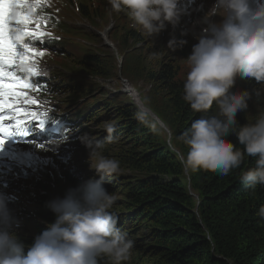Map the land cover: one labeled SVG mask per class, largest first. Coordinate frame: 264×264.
<instances>
[{
    "label": "trees",
    "instance_id": "1",
    "mask_svg": "<svg viewBox=\"0 0 264 264\" xmlns=\"http://www.w3.org/2000/svg\"><path fill=\"white\" fill-rule=\"evenodd\" d=\"M186 6H180L185 10L182 21L192 16ZM82 11L97 25L96 19L100 18L97 13L92 15L84 7ZM111 15L118 22L123 20L122 13ZM175 30L169 26L170 35ZM147 40L133 30L123 29L117 49L126 60L130 51H150L151 43ZM181 40L183 35L177 40L174 56L183 55L191 46L189 41L181 46ZM158 41L163 42L161 52ZM165 45L164 38L158 36L153 53L157 56L152 58L158 61L165 58ZM107 56L95 51L87 55V62L74 65L90 77L107 82L116 77L117 67L115 60ZM146 65L142 72L150 67ZM159 65L147 72L143 81L166 104V124H163L170 131V143L122 92L110 95L95 87L76 114L77 122L81 121L83 126L88 124L83 128L95 124L103 129L99 132L101 137L90 148L99 144L100 155L119 161V172L105 177L104 187L115 198L111 211L118 217L117 227L137 241L129 264H264V220L257 215L264 205V186L251 190L239 182L240 175L255 166V158L245 157L241 168L227 176L203 170L186 174L182 160L187 149L178 137L193 120L215 115L216 108L214 105L206 114L194 112L183 99L184 81L178 79L179 68L175 62L163 60ZM74 75L79 76L80 72ZM244 86L258 96L264 113V83L248 80ZM237 120L241 125L254 122L246 111L239 112ZM77 122L70 119L71 124ZM108 127L114 130L109 133ZM228 139L243 147L234 134ZM90 148L86 145V149ZM68 182L71 189L80 186L71 175ZM38 215L48 225L55 220L49 207ZM46 228L37 222L33 237L17 234L26 246L25 251ZM100 264L107 261L102 259Z\"/></svg>",
    "mask_w": 264,
    "mask_h": 264
},
{
    "label": "clouds",
    "instance_id": "2",
    "mask_svg": "<svg viewBox=\"0 0 264 264\" xmlns=\"http://www.w3.org/2000/svg\"><path fill=\"white\" fill-rule=\"evenodd\" d=\"M107 4L111 13L126 14L133 27L149 38L168 25L176 28L185 15L181 0H107ZM198 23L197 43L186 58L189 70L183 99L197 113L206 114L215 105L216 114L193 120L178 137L187 149L183 170L227 176L241 168L245 157L255 158V166L239 178L254 190L264 186V113L241 125L237 114L248 109L251 93L234 87L238 79L264 83V0H214ZM233 134L242 148L228 139ZM82 141L89 148L93 143ZM99 147L90 148L97 178L84 183L80 179V186L48 202L55 220L43 225L46 230L35 236L27 251L18 237L25 234L14 230L17 221L7 208L11 206L0 200V264H100L102 259L107 264H126L130 260L134 241L117 227L118 217L111 211L115 198L104 187L105 177L117 174L120 164L100 155ZM257 215L264 220V205Z\"/></svg>",
    "mask_w": 264,
    "mask_h": 264
},
{
    "label": "rangeland",
    "instance_id": "3",
    "mask_svg": "<svg viewBox=\"0 0 264 264\" xmlns=\"http://www.w3.org/2000/svg\"><path fill=\"white\" fill-rule=\"evenodd\" d=\"M214 0H181V5H186V10L191 9L192 16H189L187 21H182L175 29V32L170 35L168 25L159 34L153 37H147L133 27L129 17L122 13L120 22L111 15L110 6L107 0H44V10L50 14V22H57L53 27L64 28L70 32L71 38L67 40L68 44L61 50H64L65 55L60 53L43 52L37 60H33V66L43 68L44 74H51L53 89L57 88L58 72L60 79L64 80L63 86L68 88L53 96L55 108L54 114L63 116L67 119L77 122V110L82 108L84 101L89 100V93L95 87H100L106 93L113 95L116 93L125 94V99L132 103L140 110L148 112V117L156 125L160 135L170 143V131L160 125L159 121L164 122L167 107L163 98L154 94L151 87L143 81L147 72L156 70L160 65L159 61L173 60L179 68V80L184 81L189 70L187 57L191 54L192 46L197 43L196 34L199 32L201 21L205 14L210 10ZM83 7L92 15L97 13L99 19H96L95 25L90 18L85 16L82 11ZM189 14V12H187ZM41 23L42 28L52 26ZM172 27V26H171ZM135 31L141 35L147 43H151L150 51L129 52V57L124 60L121 51L117 49L120 46L121 31ZM187 31V35H183L184 40L189 41L191 46L189 50L181 56H174L176 53L177 40L182 36V32ZM57 35L61 36V31L57 30ZM124 35V32L122 36ZM161 36L165 40L164 57L162 59L152 58L157 56L155 53V40ZM44 37H49L45 35ZM151 40V41H149ZM173 46L170 47L169 43ZM132 41H130L131 43ZM160 52L163 42L158 41ZM109 44V45H107ZM42 45V43H41ZM43 47V45L41 46ZM60 50V46H58ZM98 51L101 54H108L107 58L114 59L116 67V77L107 82L98 81L99 79L90 77L81 71V68L75 67V63L87 62V55ZM147 57V59H146ZM147 62H146V61ZM150 65L145 72L143 68ZM155 68V69H154ZM75 72H80V75H74ZM62 86V87H63ZM60 89V88H59ZM234 90H246L243 80H237ZM128 91V92H127ZM133 91L135 95L131 92ZM97 96V94H96ZM109 98V95H106ZM104 100V98H102ZM249 107L246 110L249 118L252 120L262 113V108L258 96L251 93V99L248 101ZM24 106V105H21ZM34 110V107H30ZM155 114V118L151 116ZM78 123V124H77ZM73 126V129L68 134L66 140L61 141L60 150L53 149H26L21 156L24 161H20L19 167L22 169V178H11L6 184L8 189L15 192L18 201L15 205L7 206L11 216L17 223L13 226L17 234H29L34 236V226L37 223H32L36 214L46 209L48 202L55 198H63L66 192L71 189L72 185L68 182V176H73L81 185L90 178L96 177L95 171L91 168L90 150L86 149L85 142H95L101 136L97 127L89 128L88 133L84 129H80L81 121H78ZM166 124V123H165ZM16 144L10 145L12 150L18 148ZM60 153V154H59ZM74 173L76 176L69 174ZM7 189V190H8ZM7 205V204H6ZM39 222V220H38ZM137 241L134 240V247L137 246ZM132 260V259H130ZM130 260L126 264L130 263Z\"/></svg>",
    "mask_w": 264,
    "mask_h": 264
},
{
    "label": "snow or ice",
    "instance_id": "4",
    "mask_svg": "<svg viewBox=\"0 0 264 264\" xmlns=\"http://www.w3.org/2000/svg\"><path fill=\"white\" fill-rule=\"evenodd\" d=\"M38 6L39 0L36 3H29V0H0V150L10 138L18 135L29 124L35 123L36 127L43 129L48 121L47 111L40 113L18 106L36 104L37 101L24 89L39 91V86L29 84L7 70L15 66L31 75H40L39 69L33 66V58L43 56V52L22 42L25 36L42 39L50 35L40 31L39 19L29 14L30 10ZM33 23L37 25L36 28L29 29L28 26ZM10 119H14L15 124L6 123Z\"/></svg>",
    "mask_w": 264,
    "mask_h": 264
},
{
    "label": "bare ground",
    "instance_id": "5",
    "mask_svg": "<svg viewBox=\"0 0 264 264\" xmlns=\"http://www.w3.org/2000/svg\"><path fill=\"white\" fill-rule=\"evenodd\" d=\"M131 92L133 93V95H135V93L133 91H131ZM151 116L153 118H155V114L151 113ZM155 119L158 120L157 118H155ZM159 123H160L161 126H163L164 128H166L162 122L159 121Z\"/></svg>",
    "mask_w": 264,
    "mask_h": 264
}]
</instances>
